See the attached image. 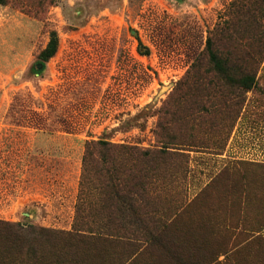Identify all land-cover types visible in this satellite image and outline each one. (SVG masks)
Returning a JSON list of instances; mask_svg holds the SVG:
<instances>
[{
    "label": "rangeland",
    "instance_id": "rangeland-1",
    "mask_svg": "<svg viewBox=\"0 0 264 264\" xmlns=\"http://www.w3.org/2000/svg\"><path fill=\"white\" fill-rule=\"evenodd\" d=\"M3 1L0 221L21 231L0 229V264H128L122 239L73 229L85 141L98 138L167 146L148 188L185 260L153 246L130 264H264V66L235 112L230 89L176 88L230 0ZM194 97L219 104L188 119Z\"/></svg>",
    "mask_w": 264,
    "mask_h": 264
},
{
    "label": "trees",
    "instance_id": "trees-1",
    "mask_svg": "<svg viewBox=\"0 0 264 264\" xmlns=\"http://www.w3.org/2000/svg\"><path fill=\"white\" fill-rule=\"evenodd\" d=\"M0 3L4 1L0 0ZM57 44V33L51 30L38 58L42 62L47 61L55 54ZM147 51L145 48L142 54ZM263 66L264 0H230L222 20L208 32L205 52L195 58L184 79L176 83V88L191 87L211 92L220 87L230 89L231 96L222 103L229 112H235L241 107L243 92L256 87V73ZM201 71L210 79L198 74ZM190 77L192 81H188ZM192 103L195 108L188 109L185 115L188 119L206 112L207 103L219 104L200 97H194ZM166 147L163 141L153 147L116 143L105 138L85 141L75 203V232L90 234L103 245H110L116 238L122 239L130 254L128 264L140 252L153 246L158 247L164 260L182 263L185 260L183 251L178 252L177 247L167 248L165 243L176 244L173 239L165 237L172 223L163 221L155 206L159 190L148 188L149 185H158ZM97 187L104 189V198L99 202H95L89 192ZM9 227L12 231H21L18 224L0 221V229L9 230ZM195 264L218 263L206 258Z\"/></svg>",
    "mask_w": 264,
    "mask_h": 264
}]
</instances>
